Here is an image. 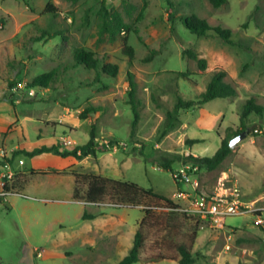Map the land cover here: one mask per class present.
<instances>
[{"label":"rangeland","instance_id":"374dc122","mask_svg":"<svg viewBox=\"0 0 264 264\" xmlns=\"http://www.w3.org/2000/svg\"><path fill=\"white\" fill-rule=\"evenodd\" d=\"M101 1L0 0V113L13 110L20 119L27 116L31 140L41 124L36 117L49 124L45 126L49 135L68 138L70 145L75 141L85 144L94 128L100 142L118 141L120 147L97 152L87 158L82 169L73 170L134 182L178 203V189L191 187L174 181L163 164L171 161V169H176L185 164L181 158L187 154L212 156L229 130L241 128L242 106L252 99L263 107L262 113L247 116L246 137L216 169H200L196 188L199 192L239 188L242 200L258 209L253 215L260 214L263 222L247 213L226 216L224 224L214 225L157 209L145 220V254L157 252L165 229L174 226L184 237L196 232L193 264H264V0H228L218 8L208 0H106L107 8L120 12L130 24L127 43L133 49L131 63L121 52L119 41H97ZM169 1L173 16L168 11ZM48 4L52 11L47 10ZM190 14L212 27L230 29L231 42L223 41L214 31L201 36L189 31L178 17ZM54 33L59 35L47 36ZM76 49L92 51L116 64L117 75H100L95 82L96 72L74 60ZM188 49L206 59L205 71L185 54ZM220 69L237 95L211 100L202 108L181 110L179 124L161 137L159 129L166 111L173 108L175 91L186 100L195 99L205 89L209 72ZM49 71L56 75L48 88L25 87L32 78ZM128 72L134 75L140 102L134 130ZM178 72L189 73L183 77ZM11 81L15 82L12 87ZM9 117H14L13 112ZM194 140L198 142L192 143ZM21 157L31 172L30 159ZM29 174V189L19 188L27 197L11 195L7 202H0V264H88L80 240L85 209L114 212L123 216L126 224L136 223L112 238L125 246L132 243L147 203L113 207L105 197L100 204H87L82 195L74 196V182L67 179L71 173L65 180V175ZM35 182L46 188V193L32 192ZM78 187L80 192L85 190L82 183ZM37 251H44L45 256L37 257ZM148 264L178 263L162 260Z\"/></svg>","mask_w":264,"mask_h":264},{"label":"trees","instance_id":"16d2710c","mask_svg":"<svg viewBox=\"0 0 264 264\" xmlns=\"http://www.w3.org/2000/svg\"><path fill=\"white\" fill-rule=\"evenodd\" d=\"M209 3L215 7H221L227 3L228 0H208ZM106 0L101 1V5L97 12V25L96 35L97 41L100 42H116L119 41L121 46V52L127 56V61L131 63L133 59V49L127 43V33L130 30V24L125 20L117 10H110L106 6ZM169 14L173 16V6L169 1ZM54 8L50 4L47 6L48 11H52ZM181 23L189 31L196 35H206L209 31L214 33L225 42H231V31L228 28L221 26L212 27L205 19L199 18L196 15H181L178 17ZM59 33L47 34L48 37H55ZM185 54L196 61L198 69L205 71L207 68V61L205 58L199 57L198 54L192 50H186ZM152 52L145 58L146 61L151 59ZM74 60L78 65H84L87 69H93L96 72L95 82H99L100 75H106L108 77H115L118 72V66L114 63L108 62L105 59H101L95 56L94 52L85 49H76L74 53ZM179 75L187 77L189 72H178ZM55 71H49L39 74L32 78V80L25 84L26 88H48L55 79ZM128 85H129V104L133 113L132 130L139 119V100L136 97V82L132 72H128ZM226 72L224 70H212L208 74V81L205 89L198 94L195 99H184L179 91H175V103L173 108L167 110L165 118L159 129L160 136L166 135L169 131L174 129L180 122L179 115L181 110H188L193 107L202 108L209 101L214 99H231L237 95L235 87L225 80ZM12 87L15 82H9ZM88 111V110H86ZM263 107L255 104L252 99L246 101L242 106L241 113L239 114L240 126L239 130L234 132L228 131L224 138L221 140V144L216 152L212 156L196 157L191 154L183 156L181 159L183 163H191L197 165L200 169L205 168L207 170L216 169L224 159L230 154L229 148L230 139L243 132L244 121L252 112L261 114ZM82 118H85V113L81 114ZM96 133L92 128L90 131L89 140L82 145L75 146L71 150H59L58 145H43L39 148H34L31 151H16L13 153V158L19 154L31 158L35 155L51 152L60 156H73L77 159H82L87 156H95L97 152H105L106 146L99 144L95 141ZM115 142V141H112ZM198 142L197 140L192 143ZM171 161H166L163 164L164 169H171ZM182 164V163H181ZM35 173L34 170H31ZM47 172H70L74 176V196L77 198L82 195L83 200L87 204H100L105 197L110 198V205L113 207H137L141 204L147 203V207L143 209L144 215L142 219L137 223L132 246L128 250L127 254L118 261L117 264H134L152 263L162 260L176 261L178 264H193L195 258L192 254V245L196 236V232L188 237L180 235L178 229L174 226H170L165 229L161 236L160 247L157 252L151 255H146V240H147V226L145 220L150 213L154 210L161 209L169 213L180 212L178 211L179 205L171 198L155 192L151 188H144L134 182H127L121 180H115L110 178H104L96 174H86L67 168L63 170L48 169L40 171L38 173ZM82 183L85 186V190L80 192L78 184ZM180 214L185 218H193ZM95 217V214L88 212L86 209L83 211L82 219L90 220Z\"/></svg>","mask_w":264,"mask_h":264},{"label":"crops","instance_id":"0c3cea01","mask_svg":"<svg viewBox=\"0 0 264 264\" xmlns=\"http://www.w3.org/2000/svg\"><path fill=\"white\" fill-rule=\"evenodd\" d=\"M11 112H13L14 117H9ZM27 116H23L22 119L19 118L18 114L13 110H7L4 113H0V133L3 135L4 144L11 148L13 152L16 151H31L34 148H39L43 145H58L59 150H71L79 144L75 141L73 145L62 146L60 144L59 138L61 135L55 136V133L49 135L45 126L49 125L46 121H43L40 117H36L37 121H40L41 124L37 125V131L35 132V140H31L26 121ZM81 126V122H79ZM76 129L73 130V132ZM21 154L14 157L12 160L13 167L16 170V185L20 189H29V184H27L28 173L29 175H65L70 172H47V173H38L40 171H45L48 169L63 170L67 168L79 167L82 169L87 157L82 159H77L73 156H60L51 152H44L38 155H35L30 159L31 170H34L35 173L27 172L25 168L26 160H23L22 164L18 163V158H22ZM25 157V156H24ZM28 158V157H25ZM78 171V170H77ZM80 172V171H79ZM32 176V178H34ZM70 183L74 182L73 174H69L67 178ZM59 183L62 181L58 180ZM32 192L37 194L46 193V188L40 187L38 182L32 184ZM95 214V217L90 220H83V224L80 230V240L81 244L85 247L84 257L88 261V264H117L120 259H122L132 246V243L128 246L121 244L118 240H112L115 234H118L119 231L124 228L134 227V225H128L125 222V219L121 215H117L114 212H91ZM117 237V236H116ZM24 249V248H23ZM36 250V249H33ZM45 256L44 251L42 252ZM21 260L25 261V253H21ZM137 262L134 264H139ZM148 264V263H143Z\"/></svg>","mask_w":264,"mask_h":264},{"label":"built area","instance_id":"2783aa9c","mask_svg":"<svg viewBox=\"0 0 264 264\" xmlns=\"http://www.w3.org/2000/svg\"><path fill=\"white\" fill-rule=\"evenodd\" d=\"M60 144L68 146L72 144L71 140L60 137ZM97 143L99 139H95ZM100 144L109 149H117L120 142L102 140ZM13 150L7 147L3 141V135L0 133V202H7L11 195L27 197L22 194L16 185V170L13 167ZM18 163H23V158H18ZM200 168L191 163L178 164L176 169H170L171 176L174 181L182 182L190 185V189H178L175 198L180 201L178 211L199 220H207L214 225L224 224L226 216L238 214H254L258 211L252 207L249 202L243 201L240 189L221 188L220 191H202L199 192L197 186V175ZM257 222L262 223L263 219L260 214L253 215ZM43 253L37 251V257H42Z\"/></svg>","mask_w":264,"mask_h":264},{"label":"water","instance_id":"95a60500","mask_svg":"<svg viewBox=\"0 0 264 264\" xmlns=\"http://www.w3.org/2000/svg\"><path fill=\"white\" fill-rule=\"evenodd\" d=\"M246 137V133L240 132L239 134L233 136L230 141H229V148L232 149L236 146V144L241 141L242 139H244Z\"/></svg>","mask_w":264,"mask_h":264}]
</instances>
